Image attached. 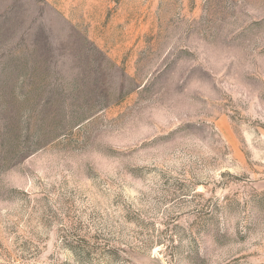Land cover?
<instances>
[{"label":"rangeland","instance_id":"obj_1","mask_svg":"<svg viewBox=\"0 0 264 264\" xmlns=\"http://www.w3.org/2000/svg\"><path fill=\"white\" fill-rule=\"evenodd\" d=\"M0 264H264V0H0Z\"/></svg>","mask_w":264,"mask_h":264}]
</instances>
